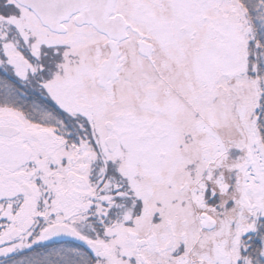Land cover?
Instances as JSON below:
<instances>
[{
    "label": "snow or ice",
    "instance_id": "snow-or-ice-1",
    "mask_svg": "<svg viewBox=\"0 0 264 264\" xmlns=\"http://www.w3.org/2000/svg\"><path fill=\"white\" fill-rule=\"evenodd\" d=\"M0 264H264V0H0Z\"/></svg>",
    "mask_w": 264,
    "mask_h": 264
}]
</instances>
